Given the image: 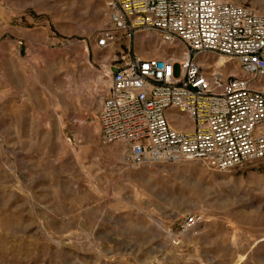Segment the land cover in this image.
Segmentation results:
<instances>
[{
  "label": "rangeland",
  "instance_id": "1",
  "mask_svg": "<svg viewBox=\"0 0 264 264\" xmlns=\"http://www.w3.org/2000/svg\"><path fill=\"white\" fill-rule=\"evenodd\" d=\"M108 1L0 0V264H264V158L133 165L103 142L115 52L185 51L146 32L98 48ZM225 1L264 14V0ZM198 62L246 75L215 53ZM192 213L203 222L180 232Z\"/></svg>",
  "mask_w": 264,
  "mask_h": 264
},
{
  "label": "built area",
  "instance_id": "2",
  "mask_svg": "<svg viewBox=\"0 0 264 264\" xmlns=\"http://www.w3.org/2000/svg\"><path fill=\"white\" fill-rule=\"evenodd\" d=\"M107 6L98 48L146 32L172 49L183 45L186 54L115 52L99 113L104 143L126 144L125 160L133 165L188 159L227 171L264 158V14L225 0H109ZM209 53L237 62L246 75H225L213 62H198ZM183 118L190 128L174 126ZM203 220L200 213L185 215L179 231Z\"/></svg>",
  "mask_w": 264,
  "mask_h": 264
},
{
  "label": "bare ground",
  "instance_id": "3",
  "mask_svg": "<svg viewBox=\"0 0 264 264\" xmlns=\"http://www.w3.org/2000/svg\"><path fill=\"white\" fill-rule=\"evenodd\" d=\"M185 54H186V51H184L180 56L181 57H179L178 56V58H183V57H185ZM181 121H184V122H187L188 124L186 125V124H180V125H178V126H180L179 128H181V127H183V126H187V128H190L191 127V125L189 124V122H188V120L186 119V118H183V119H181ZM173 124H175V123H173ZM175 126V125H174ZM178 126H176V127H178Z\"/></svg>",
  "mask_w": 264,
  "mask_h": 264
},
{
  "label": "crops",
  "instance_id": "4",
  "mask_svg": "<svg viewBox=\"0 0 264 264\" xmlns=\"http://www.w3.org/2000/svg\"><path fill=\"white\" fill-rule=\"evenodd\" d=\"M134 49L136 50V45H134ZM175 124H176V123H175ZM176 126H178V124H177ZM178 127H180V126H178Z\"/></svg>",
  "mask_w": 264,
  "mask_h": 264
}]
</instances>
